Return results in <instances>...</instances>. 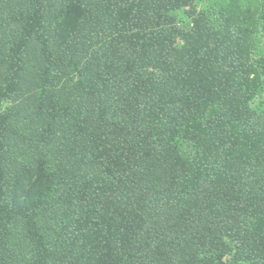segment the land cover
Segmentation results:
<instances>
[{
    "label": "trees",
    "instance_id": "obj_1",
    "mask_svg": "<svg viewBox=\"0 0 264 264\" xmlns=\"http://www.w3.org/2000/svg\"><path fill=\"white\" fill-rule=\"evenodd\" d=\"M0 264H264V0H0Z\"/></svg>",
    "mask_w": 264,
    "mask_h": 264
},
{
    "label": "rangeland",
    "instance_id": "obj_2",
    "mask_svg": "<svg viewBox=\"0 0 264 264\" xmlns=\"http://www.w3.org/2000/svg\"><path fill=\"white\" fill-rule=\"evenodd\" d=\"M180 19H182V22L186 21L185 13H181Z\"/></svg>",
    "mask_w": 264,
    "mask_h": 264
}]
</instances>
